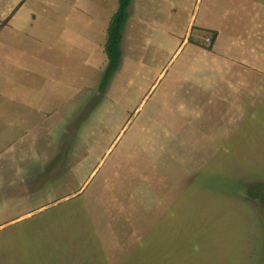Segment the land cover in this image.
<instances>
[{
    "label": "rangeland",
    "instance_id": "obj_1",
    "mask_svg": "<svg viewBox=\"0 0 264 264\" xmlns=\"http://www.w3.org/2000/svg\"><path fill=\"white\" fill-rule=\"evenodd\" d=\"M254 1L131 0L101 91L117 0H0V264H264L263 74L190 100Z\"/></svg>",
    "mask_w": 264,
    "mask_h": 264
},
{
    "label": "crops",
    "instance_id": "obj_2",
    "mask_svg": "<svg viewBox=\"0 0 264 264\" xmlns=\"http://www.w3.org/2000/svg\"><path fill=\"white\" fill-rule=\"evenodd\" d=\"M254 2L258 3L259 5L255 6V4H252L251 7H255L253 9L252 18L254 19V24L259 27L260 31H255L249 24L247 26L238 27L230 26L227 30H225V33L228 37L224 39L223 30L220 29L221 25L216 23L217 18L215 21L210 20V23L205 24L206 26L204 27L194 25L195 27L197 26V28H207V30H214L216 32L213 45L209 49L205 50L198 47V49L194 48V53L197 51L196 54L198 56L201 55L205 61L210 59L215 64L209 66L207 68L208 71H204L197 67V70H200L202 74L207 72L209 73L205 76V87L196 86L195 83L191 85L197 90V92L195 91L197 95L191 97L190 100H203V97H205L207 100H238L235 99V91H237V96L238 93L240 94L239 91H245L248 94L253 92L252 87L256 88L255 81L250 78L252 72L261 73L264 77V49H262V52H258L261 50L258 49V45L255 43L257 38L254 36V32H256L263 34L264 37V0ZM128 21L129 19L126 22L127 26ZM126 25L124 26L123 34L125 33L124 31H127ZM228 31L231 33H228ZM190 33L192 32L188 28V33L184 37L183 43L186 45L190 44L192 47H195L189 41H187V35H190ZM251 34H253V38H255L254 40H249ZM124 39L125 37L123 38L122 36L123 43ZM261 40L264 41V38ZM220 41L223 42L220 43ZM262 45L264 47V42ZM122 50L121 42V57ZM218 65H221V67L216 69V66ZM162 73L163 70H161L160 75ZM210 73L212 74L211 76ZM245 75L246 78L244 77ZM241 79H246L247 82H249L247 83L245 82L246 80L242 81ZM261 84L264 86V78L262 79ZM213 93H215L214 96Z\"/></svg>",
    "mask_w": 264,
    "mask_h": 264
},
{
    "label": "trees",
    "instance_id": "obj_3",
    "mask_svg": "<svg viewBox=\"0 0 264 264\" xmlns=\"http://www.w3.org/2000/svg\"><path fill=\"white\" fill-rule=\"evenodd\" d=\"M130 3L131 0H117L116 10L112 13L106 28L104 52L107 63L99 84L101 91L105 89L111 76L118 69L121 60L123 29L129 15ZM212 33L215 37L216 33L214 31Z\"/></svg>",
    "mask_w": 264,
    "mask_h": 264
},
{
    "label": "built area",
    "instance_id": "obj_4",
    "mask_svg": "<svg viewBox=\"0 0 264 264\" xmlns=\"http://www.w3.org/2000/svg\"><path fill=\"white\" fill-rule=\"evenodd\" d=\"M206 39H207V41H209V40H210V38H209V37H207Z\"/></svg>",
    "mask_w": 264,
    "mask_h": 264
}]
</instances>
